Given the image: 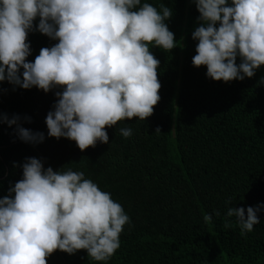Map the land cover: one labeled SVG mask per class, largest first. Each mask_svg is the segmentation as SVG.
I'll return each instance as SVG.
<instances>
[{
	"label": "clouds",
	"instance_id": "obj_1",
	"mask_svg": "<svg viewBox=\"0 0 264 264\" xmlns=\"http://www.w3.org/2000/svg\"><path fill=\"white\" fill-rule=\"evenodd\" d=\"M192 2L200 13L193 66H206L207 77L217 82L254 77L264 66V0ZM173 15L166 4L147 0H0V84L45 93L62 89L45 119L47 136L74 141L81 151L108 144L106 128L154 114L161 62L151 49L177 47L168 25ZM37 31L57 43L42 48L33 62L28 37ZM0 122L25 143L46 139L25 128L18 114L5 113ZM119 132L133 135L130 127ZM22 169V179L0 198V264H48L57 250H86L91 260L108 264L131 224L122 205L83 171L45 168L36 157L26 158ZM262 209L264 204L233 206L227 217H235L246 236L261 222ZM212 219L205 214L207 223Z\"/></svg>",
	"mask_w": 264,
	"mask_h": 264
},
{
	"label": "trees",
	"instance_id": "obj_2",
	"mask_svg": "<svg viewBox=\"0 0 264 264\" xmlns=\"http://www.w3.org/2000/svg\"><path fill=\"white\" fill-rule=\"evenodd\" d=\"M147 2L174 10L168 25L179 42L172 51L151 49L161 62L154 114L106 128L108 144L81 151L74 141L47 136L45 119L62 89L45 93L0 84V116L18 114L25 128L46 137L38 145L25 143L0 122V198L22 179L26 158L36 157L45 168L83 171L129 215L131 224L108 264H264V209L246 236L236 218L227 217L229 207L264 204V84L258 86L264 66L243 81L208 78L206 66L192 63L198 43L192 33L200 26L192 0ZM28 39L33 62L42 48L57 43L38 31ZM121 127L133 135L124 138ZM205 214L212 215L211 224ZM48 264L98 262L86 250H57Z\"/></svg>",
	"mask_w": 264,
	"mask_h": 264
}]
</instances>
